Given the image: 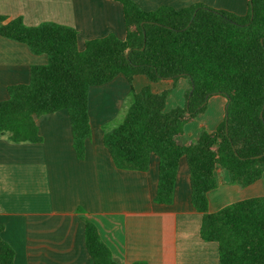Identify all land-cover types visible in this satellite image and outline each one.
I'll use <instances>...</instances> for the list:
<instances>
[{
    "label": "trees",
    "instance_id": "16d2710c",
    "mask_svg": "<svg viewBox=\"0 0 264 264\" xmlns=\"http://www.w3.org/2000/svg\"><path fill=\"white\" fill-rule=\"evenodd\" d=\"M122 8L124 36L108 33L77 43L73 26L54 21L27 25L21 16L0 14V36L25 43L47 56L30 67L29 81L7 88L0 100V134L12 142H40L36 118L67 111L72 146L85 155L91 130L89 88L117 75L130 83L122 119L105 124L102 142L117 168L145 171L158 157L153 200L168 204L179 161L186 159L190 200L201 213L199 234L217 244L219 264H264V197H250L208 210L207 192L217 185L215 170L246 186L264 171V0H248L243 15L201 2L175 8L141 9L133 0H115ZM143 75L138 91L131 82ZM184 77L189 82L182 106L165 110L168 90L150 83ZM226 98L223 119L213 130L199 129L193 140L181 137L212 95ZM84 245L91 264H120L85 217ZM0 264H15L13 248L2 238ZM132 264H144L142 261Z\"/></svg>",
    "mask_w": 264,
    "mask_h": 264
},
{
    "label": "crops",
    "instance_id": "0c3cea01",
    "mask_svg": "<svg viewBox=\"0 0 264 264\" xmlns=\"http://www.w3.org/2000/svg\"><path fill=\"white\" fill-rule=\"evenodd\" d=\"M133 1L143 10L201 2L242 14L248 2ZM0 14L21 16L27 25L54 21L73 26L79 48L90 38L108 33L122 38L125 33L122 8L115 0H0ZM46 62L45 54L33 53L25 43L0 36V100L8 97L9 86L29 81L32 65ZM160 83L178 93L175 103L166 99L165 110L184 103L189 89L186 78L162 79L150 83L151 89L164 90ZM131 84L138 91L149 82L136 75ZM129 91L130 83L120 74L89 88L91 134L85 141L83 159L75 155L65 109L36 118L40 142L16 143L0 134L1 235L13 248L15 264H91L81 217L95 224L100 239L120 264H219L216 242L203 240L199 234L201 213L190 200L186 159L179 161L172 201L157 203L153 197L158 157L150 155L145 171L121 169L104 147L103 126L122 119ZM226 101L221 95L210 96L205 109L191 121L196 124L184 131L181 139L193 140L202 127L215 129L224 117ZM215 176L217 185L207 192L209 211L241 199L264 197V171L246 186L230 183L221 169L215 170Z\"/></svg>",
    "mask_w": 264,
    "mask_h": 264
},
{
    "label": "rangeland",
    "instance_id": "374dc122",
    "mask_svg": "<svg viewBox=\"0 0 264 264\" xmlns=\"http://www.w3.org/2000/svg\"><path fill=\"white\" fill-rule=\"evenodd\" d=\"M236 1V0H235ZM209 7H211V8H213V7H215V6H212V5H210ZM219 8L221 7V6H218ZM222 9V8H221ZM230 11H232L233 13H235L236 15H243L242 13H239L238 11H236V10H230ZM159 85V87L160 86H162V83H160V84H158ZM157 84L155 85L154 84V86H158ZM152 86H153V84H152ZM162 89H166V90H168V93H167V100L170 102V103H175V101H176V98H177V91H176V89L174 88H172L171 86H169V85H165V86H162ZM177 105H179V106H182L183 105V103H181V104H178V103H176ZM196 124V122H191V123H188V124H185L184 125V131H187V129L190 127V126H194ZM184 139V138H183ZM186 139V138H185ZM184 139V142L185 141H187V140H185Z\"/></svg>",
    "mask_w": 264,
    "mask_h": 264
}]
</instances>
